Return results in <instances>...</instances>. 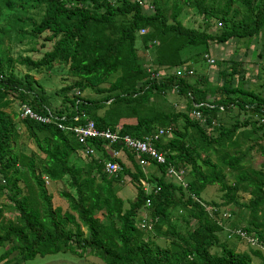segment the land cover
<instances>
[{
    "label": "trees",
    "instance_id": "1",
    "mask_svg": "<svg viewBox=\"0 0 264 264\" xmlns=\"http://www.w3.org/2000/svg\"><path fill=\"white\" fill-rule=\"evenodd\" d=\"M182 2L194 9L203 24L214 20L221 30L211 33L185 27L177 19L180 5L172 3L167 8L166 1L159 0H151L148 10L142 7V0H0V18L2 8L11 11L6 17L9 26L0 28V197L7 200L0 208V218L3 208L14 214L0 219V247L6 246L0 261L20 264L36 255L68 251L79 257L95 256L103 264H251L252 256L264 264L259 251H236L220 239L222 228L216 221L225 212L229 213L232 226H240L232 222L230 209L226 208L231 204L247 214L242 228L264 238V140L255 137L248 147L263 159L257 168L244 163L246 152L227 150L240 146L239 136L247 135L242 131L244 126L248 125L252 133L264 131V96L225 79L226 75H233L234 68L228 73L219 71L220 84L215 85L201 81V76L192 79V68L191 75L168 74L160 79L150 78L145 69L146 65L152 72L177 66L190 68L189 61L195 57L205 61L203 55L207 54L209 42L225 43L261 33L264 0ZM39 6H43L39 20L25 15L29 8ZM237 15L240 17L235 20ZM25 23L32 34L47 31L45 40L51 42V47L36 59L8 57L2 48L3 36H17L20 40L27 33L22 29ZM140 29L144 30L142 34ZM13 63L22 65L27 72L16 75ZM55 65L66 66L67 74L74 78L59 88L63 94L76 90L70 98L63 96L62 103H69L65 111L50 109L40 83L28 73L49 71ZM88 89L100 97L80 96ZM168 92L184 98L182 110L163 106ZM12 99L18 101L17 108L26 102L40 114L46 109L57 114L64 112L68 118L82 114L99 128L118 127L121 133L135 137L164 129L155 146L166 163L156 166L159 176L145 178L159 190L143 192L138 183L143 173L127 153L134 171L120 163L121 172L134 184L135 196L123 208L122 199L116 194L118 173L104 175L101 163L92 157L81 163L75 161L80 145L71 135L51 124L19 118L18 110L12 114L23 126L43 133L40 138L32 136L42 158L36 162L33 153H15L12 141L17 131L9 113L4 111ZM192 103L211 105L197 107L205 115V123L190 116ZM233 106L262 122L246 118L221 127L215 122L217 113ZM98 110L102 113L98 114ZM126 119L133 121L121 122ZM179 119L183 122L181 128H177ZM73 122L82 123L83 119ZM208 153L215 154L220 165L230 172L229 183ZM167 164L185 170L190 178L184 181L185 187L164 179ZM63 178L66 188L58 194L65 200L64 209L52 206L51 194L44 186L45 179L56 182ZM213 184L218 185L221 200H200L204 186ZM239 192L247 194L248 199L240 200ZM146 200L153 220L148 232L170 237L167 246L158 245L149 234L135 238V233L141 232L134 218ZM202 204L212 208L211 214ZM171 207L183 209L186 225L194 220L185 234L175 231L170 222ZM161 225L165 226L163 231ZM211 247L218 251L210 252Z\"/></svg>",
    "mask_w": 264,
    "mask_h": 264
},
{
    "label": "rangeland",
    "instance_id": "2",
    "mask_svg": "<svg viewBox=\"0 0 264 264\" xmlns=\"http://www.w3.org/2000/svg\"><path fill=\"white\" fill-rule=\"evenodd\" d=\"M151 0H142V7L148 10ZM166 1L167 8L170 7L172 3H176L180 5L179 14L177 19L181 22V24L185 27H194L197 29H205L211 33H218L220 29V25L216 23L214 20H209L207 24H203L202 19L194 12V9L188 7L186 4L182 2V0H159V2ZM233 7V5H232ZM11 11L7 9H1V18H0V28H6L9 26L8 22H6V17ZM169 12V10H168ZM43 13V6H39L37 8H29L25 15L34 19L39 20ZM239 15H237L234 19H239ZM22 29L27 32L21 39L19 40L14 36H3L2 48L5 54L8 57L15 58L17 55L29 56L30 58L36 59L41 56V54L48 50L51 47V42L45 40V37L48 35L47 31L42 32L41 34H32L29 29L30 26L28 24H24ZM137 48L140 52V44L137 43ZM207 54L214 60V63L208 64L203 59H198L197 57L191 59L189 61L188 67L193 69L192 79H198L201 76V81L207 80V84L215 85L220 84L219 71L225 70L226 73L230 72L231 68L235 69V72L232 76H225V79H229L233 85L237 83L241 84L246 89H251L253 92L264 96V28L261 33H258L252 37H244L240 39H229L225 43H213L209 42V47ZM12 71L18 76H22L27 70L17 63L12 64ZM32 75V77L40 83L43 88V92L47 97V101L50 109H63L65 111V106L68 107L69 103L63 104L62 98L65 96L66 98H70L73 94L76 93V90H70L67 93L63 94L60 91V87L63 85H67L74 80L73 77L69 76L66 72V66L64 65H55L49 71L40 70L35 72V70L28 71ZM198 75V76H197ZM106 85V84H105ZM82 97H90V98H98L100 94L93 93L92 90L84 91L80 94ZM29 99V95L26 97ZM166 105L164 107L170 106L175 110H182L184 107V98L177 96L172 92H168L165 95ZM154 102V100L152 101ZM156 102V101H155ZM17 103L16 99H12L11 103L8 107L4 109L6 113H9V116L12 118L15 129L17 131V137L12 141L13 149L15 153L23 152L25 154L33 153L35 156L36 162L42 158V154L38 152L33 142V134H36L38 138H40L43 133L37 131L35 129H28L22 125L17 119V116H14L12 113H17ZM98 114H101V110L97 111ZM64 113V112H62ZM249 113L238 110L237 107L233 106L228 111H222L217 113L215 117V122L219 123L221 127H228L235 120L238 122L243 121L246 118H249V121H259L262 122V119H258L257 116L250 115ZM132 122L133 120H121ZM182 120H178L177 128H181ZM120 124V123H119ZM239 131V130H238ZM242 131H246L247 135L243 136L238 132L240 146L235 148H228V152L234 153L235 150L246 152L244 163L253 168H257L259 164L263 161V159L254 152L253 149L248 148L249 145L252 144L253 139L257 137L258 141L264 140V131H258L255 133L250 132L249 126L246 125L242 128ZM236 152V151H235ZM209 159L212 162H215L220 170L225 174L227 182L231 181L230 172L223 168L220 163L216 159V155L213 153H208ZM121 161L126 168L130 171H134V166L131 161L127 158L125 154H122ZM91 157L82 155L80 151L77 152L75 156V161L85 162ZM197 163L201 165V168L204 169V165L200 163L197 159ZM119 174V181L116 184V194L122 199L123 208L128 206V201L132 200L135 196V186L129 180L127 175H124L121 171ZM160 171L158 168L149 166L145 168V176H159ZM164 179L167 181H171L172 183L181 184L184 181L189 180V176L185 173L181 176L171 175L164 176ZM22 183H20L21 185ZM44 186L48 193L51 194V204L52 206H60L62 209L66 208L65 200L59 197V191L66 188V179L52 182L47 181L44 183ZM148 186L150 190L154 188L153 183L148 182ZM221 191L217 184L213 185H205L204 188L199 193L200 200L203 202L209 203L213 201L218 203L221 198ZM237 197L246 201L248 199V195L245 193H237ZM7 200L4 196L0 197V208L3 207V204H6ZM264 207V203H263ZM226 208L230 209V213L232 216V222L236 225L245 226V219L247 218V214L244 211L237 209L233 205H228ZM149 208L143 206L139 208L136 212V216L134 218V223L137 220L144 216L146 219H150ZM13 211H8L3 208L1 211L0 219H7L12 217ZM183 216H185V212L183 209L179 207H171L169 209V220L174 225L175 231L180 234H185V231L190 229L193 225L194 220H190L186 225L183 220ZM165 229L164 225H161V230ZM141 235L135 233V238L143 237L147 234L160 246L169 245V238L163 235H156L154 233H149L147 230H140ZM225 234L222 231L220 233V239L226 240V244L232 248L236 246L238 243L237 239L231 238L226 239ZM242 241H240L241 243ZM244 243V242H243ZM171 246V245H170ZM6 247V246H5ZM5 247H0V253L5 249ZM235 249V248H234ZM238 250L240 248L237 247ZM218 249L215 247L210 248V252H217ZM9 257H12L10 255ZM0 264H6L4 260L0 261ZM9 264H13L10 261ZM20 264H103L102 261L92 255L86 256H76L70 252H57L54 254H46L44 256H34L31 259L25 260ZM251 264H261L260 259L257 257H251Z\"/></svg>",
    "mask_w": 264,
    "mask_h": 264
},
{
    "label": "built area",
    "instance_id": "3",
    "mask_svg": "<svg viewBox=\"0 0 264 264\" xmlns=\"http://www.w3.org/2000/svg\"><path fill=\"white\" fill-rule=\"evenodd\" d=\"M150 8V6H149ZM144 32L143 29L139 30V34ZM203 58L208 64H212L214 60L210 58L208 54H204ZM146 71L149 73L150 78L160 79L161 77L167 76L168 74L180 75H191L192 69L186 66H177L171 69L160 70L157 72H152L150 68L146 65ZM210 106L207 103H199L198 105L192 103V110L189 114L191 117L200 120V124L205 123V115L197 109L200 105ZM221 109V107H220ZM18 116L19 118H27L32 121L51 124L56 129L61 132L67 133L73 137V139L80 145L79 151L82 155L92 157L101 163L102 172L106 176L116 175L121 171L120 163L121 155L130 154L133 161L143 173V178H139L138 183L143 192L148 193L150 187L146 181L145 168L150 165L156 167L160 164H165L166 159L163 153L155 146L158 139L164 134L165 130L158 128L155 131L148 133L146 135L135 137L129 133H121L118 127L114 129L109 128H99L95 125L94 121L84 115H75L68 118L64 113L57 114L50 109H46L45 113H37L33 111L26 102H21L18 105ZM83 119L82 123H74V120ZM214 121H211V125ZM157 168V167H156ZM185 170L181 167H175L174 165L167 164L165 175H178L181 176L185 174ZM48 180L45 179V183ZM185 187L186 183H181ZM159 190L158 186H155L152 191L156 193ZM148 200L145 202V206L148 205ZM207 213L211 214L212 208L205 206ZM220 218L227 219L225 222L220 220ZM229 213L223 212L220 217L216 219L217 224L222 228L226 239H237L243 241L250 249L257 250L264 257V238L259 239L253 233H248L242 226H232L230 222ZM135 226L140 230L151 231L153 220L146 219L144 216L140 217L137 222L134 223Z\"/></svg>",
    "mask_w": 264,
    "mask_h": 264
},
{
    "label": "crops",
    "instance_id": "4",
    "mask_svg": "<svg viewBox=\"0 0 264 264\" xmlns=\"http://www.w3.org/2000/svg\"><path fill=\"white\" fill-rule=\"evenodd\" d=\"M220 233H222V231ZM237 247L240 248V250H238ZM234 248L233 249L236 251H249V249H250L245 243H243V241L240 243L239 240H238V243L236 244V246Z\"/></svg>",
    "mask_w": 264,
    "mask_h": 264
}]
</instances>
